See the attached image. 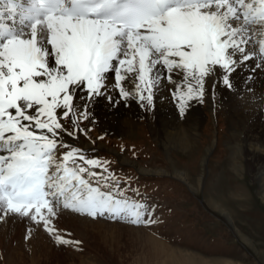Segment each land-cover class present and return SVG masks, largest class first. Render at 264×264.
Here are the masks:
<instances>
[{
	"label": "snow or ice",
	"instance_id": "snow-or-ice-1",
	"mask_svg": "<svg viewBox=\"0 0 264 264\" xmlns=\"http://www.w3.org/2000/svg\"><path fill=\"white\" fill-rule=\"evenodd\" d=\"M257 54L264 60V0H0V218L19 214L53 233L62 205L141 223L145 205L117 198L118 185L115 194L93 186L84 174L100 173L77 164L102 167L98 160L78 149L56 155L69 147L61 121L87 120L95 96L112 100L103 91L109 72L124 98L131 93L121 82L136 74L135 88L147 93L138 91L139 100L152 105L158 66L170 82L183 73V115L186 98L203 96L206 77L222 75L231 88L236 65Z\"/></svg>",
	"mask_w": 264,
	"mask_h": 264
},
{
	"label": "rangeland",
	"instance_id": "rangeland-1",
	"mask_svg": "<svg viewBox=\"0 0 264 264\" xmlns=\"http://www.w3.org/2000/svg\"><path fill=\"white\" fill-rule=\"evenodd\" d=\"M124 89L139 106V96ZM205 98L203 93L202 116L194 130L189 128L194 135L186 147L163 146L129 101L122 106L135 119L127 131L105 127L102 114L87 113L88 119L75 125L62 120L73 135L62 131L60 140L65 144L71 139L76 149L87 147V154H79L102 165L77 161L89 172L100 173L98 177L85 173V178L114 194L118 185L123 196L117 198L145 205L141 223L107 214L92 218L60 205L52 218L56 231L49 233L42 224L8 214L0 218V264H264V169L251 170L245 156L230 149L231 132L241 129L243 121L229 117L216 91L212 105ZM115 120L113 125L118 126L119 119ZM155 121L161 129L162 120ZM58 148V157L72 149ZM118 155L127 161L121 162ZM134 163L154 172L145 174ZM174 171L183 172L188 183ZM60 212L83 217L91 225L78 231ZM57 236L68 242H59Z\"/></svg>",
	"mask_w": 264,
	"mask_h": 264
},
{
	"label": "bare ground",
	"instance_id": "bare-ground-1",
	"mask_svg": "<svg viewBox=\"0 0 264 264\" xmlns=\"http://www.w3.org/2000/svg\"><path fill=\"white\" fill-rule=\"evenodd\" d=\"M249 51L252 52L254 49L250 46ZM158 67L161 69L162 79L157 82L156 87L153 89L154 99L152 105H147V101L145 100L141 101L139 106H137L135 96L122 97L119 90H116L118 88H116L115 72H109L103 81L105 85L103 91L111 96L112 100L106 99L103 95L93 97L88 102L87 113L89 116L102 114L104 116L101 119L102 124L107 128H120L127 131L131 129L134 124L133 120L135 119L134 116L132 120L131 115L125 112L126 108L122 106L123 103L129 101L138 108L139 115L143 114L146 117L152 131L156 133L154 134L159 135L158 137L163 146L186 147L189 142V136L194 135L190 132L189 128L194 130L195 124L202 116L199 117L201 113V97L197 96L193 99H185L184 116L182 117L178 98L181 92H187V83L183 84L182 89L180 88L183 73L179 71L171 73L172 80L170 82L166 78L169 75L167 70L162 66ZM135 75L129 74L128 78L121 82L122 87H127L134 94H137L138 91L145 92L143 85L139 90L135 88V83H138ZM230 79L232 87L228 88L223 83L222 75L212 74L206 77L203 90L205 99L209 105H212L213 93L216 91L219 94L220 101L229 110V117L232 120H238V122L243 121L240 123L241 129L237 130L233 128L231 132L232 146L230 145V149L231 151H235V153L243 154L251 170L256 168L264 169V114H262V109L264 108V60L257 54L253 59L237 64L235 71L231 73ZM82 95H85V93L78 90L77 97ZM76 103L82 105L84 101L77 99ZM107 115H110V117L107 118ZM156 117L162 120L161 129H158V126H156ZM114 118L116 120L119 119L120 123L118 126L113 125L115 123L113 122ZM240 135H242L241 141L238 139ZM118 156L121 162L127 161L121 155ZM134 166L141 172H154L153 170L138 166L136 163H134ZM156 171L161 173L166 172L163 169ZM174 175L188 183L187 177L183 172L174 171ZM59 215L62 216L65 222H68L69 225L71 224L78 231V228L86 231L88 226L91 225L83 217L79 218L66 212H60Z\"/></svg>",
	"mask_w": 264,
	"mask_h": 264
}]
</instances>
